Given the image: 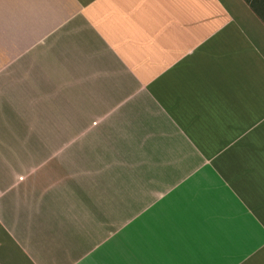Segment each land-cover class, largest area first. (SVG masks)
Instances as JSON below:
<instances>
[{"label": "crops", "instance_id": "obj_1", "mask_svg": "<svg viewBox=\"0 0 264 264\" xmlns=\"http://www.w3.org/2000/svg\"><path fill=\"white\" fill-rule=\"evenodd\" d=\"M0 264H264L246 0H0Z\"/></svg>", "mask_w": 264, "mask_h": 264}, {"label": "trees", "instance_id": "obj_2", "mask_svg": "<svg viewBox=\"0 0 264 264\" xmlns=\"http://www.w3.org/2000/svg\"><path fill=\"white\" fill-rule=\"evenodd\" d=\"M252 10L261 18L264 22V0H246ZM257 4L258 8L254 5ZM261 10V11H260Z\"/></svg>", "mask_w": 264, "mask_h": 264}, {"label": "rangeland", "instance_id": "obj_3", "mask_svg": "<svg viewBox=\"0 0 264 264\" xmlns=\"http://www.w3.org/2000/svg\"><path fill=\"white\" fill-rule=\"evenodd\" d=\"M254 5L258 8L257 4L254 2ZM261 11V10H260Z\"/></svg>", "mask_w": 264, "mask_h": 264}]
</instances>
